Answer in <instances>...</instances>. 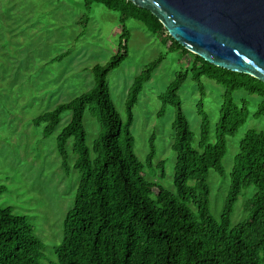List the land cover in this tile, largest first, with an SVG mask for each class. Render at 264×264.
Returning a JSON list of instances; mask_svg holds the SVG:
<instances>
[{
    "label": "trees",
    "instance_id": "trees-1",
    "mask_svg": "<svg viewBox=\"0 0 264 264\" xmlns=\"http://www.w3.org/2000/svg\"><path fill=\"white\" fill-rule=\"evenodd\" d=\"M142 21L147 29L161 35L169 51L192 53L168 34L159 19L131 0H87ZM130 34L124 28L118 51L105 64L92 70L95 84L86 92L35 118L45 124V134L53 133L62 113L71 112L70 121L57 136L61 164L70 170L67 144L74 139L77 155L73 164L80 173L74 201L64 218L63 239L55 247L53 264H264V129H248L240 141L229 172L230 185L219 218L211 207L209 174L212 169L225 176L223 159L228 152V137L235 136L246 123L247 104L234 100L244 89L260 96L256 117H264V82L256 77L216 66L192 53L191 74L201 97L197 112L201 116L200 136L195 133L184 112L179 90L189 71H179L161 95L162 115L167 105L175 108L173 122L176 153L174 185L147 178L145 164L135 152L131 130L133 108L145 82L159 66V56L138 74L126 98L127 119L123 122L110 95L107 75L128 56ZM170 41V44L167 42ZM206 76L224 86L219 119L211 140V121L204 108ZM86 110L100 123L93 154L87 144L84 125ZM156 155L151 136L146 161ZM164 161L157 165L164 175ZM254 193L246 200V216L232 224V214L240 194L250 186ZM5 189L0 185V192ZM156 189V190H154ZM45 243L36 236L35 227L25 214L0 207V264H40Z\"/></svg>",
    "mask_w": 264,
    "mask_h": 264
},
{
    "label": "rangeland",
    "instance_id": "rangeland-1",
    "mask_svg": "<svg viewBox=\"0 0 264 264\" xmlns=\"http://www.w3.org/2000/svg\"><path fill=\"white\" fill-rule=\"evenodd\" d=\"M126 28L130 34L128 56L120 66L109 71L110 95L123 122L127 119L126 98L135 77L162 56L133 108L131 130L135 137V152L145 164L147 178L175 191L176 153L173 122L175 108L163 106L161 95L179 71H189L179 90L182 106L195 133L200 136L201 116L197 103L200 88L191 74L192 53L169 51L163 37L149 31L145 24L121 12L87 0H0V207L11 208L15 214H25L35 227V234L45 243L40 264L56 263L55 247L63 239L64 218L72 206L80 173L73 164L74 139L67 144L70 170L61 164L57 136L70 121L71 112L62 113L53 133L45 134V124L35 118L86 92L95 84L92 68L105 64L118 51L120 36ZM170 44V41L167 42ZM204 108L211 121V140L219 119L224 86L206 76ZM234 100L247 104L250 115L235 136L228 137V152L223 159L226 174L212 169L209 174L211 207L219 218L227 195L229 172L240 141L248 129H264V117L254 115L260 96L244 89L234 93ZM87 144L93 154V144L99 135L100 123L88 110L84 115ZM155 137L156 155L146 161L151 136ZM164 161V175L157 168ZM156 190V189H154ZM255 186L239 196L232 214V224L242 220L247 212L246 200Z\"/></svg>",
    "mask_w": 264,
    "mask_h": 264
},
{
    "label": "water",
    "instance_id": "water-1",
    "mask_svg": "<svg viewBox=\"0 0 264 264\" xmlns=\"http://www.w3.org/2000/svg\"><path fill=\"white\" fill-rule=\"evenodd\" d=\"M190 52L264 82V0H131Z\"/></svg>",
    "mask_w": 264,
    "mask_h": 264
}]
</instances>
